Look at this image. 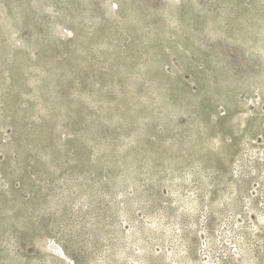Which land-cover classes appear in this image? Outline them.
I'll use <instances>...</instances> for the list:
<instances>
[{"label": "rangeland", "instance_id": "1", "mask_svg": "<svg viewBox=\"0 0 264 264\" xmlns=\"http://www.w3.org/2000/svg\"><path fill=\"white\" fill-rule=\"evenodd\" d=\"M0 264H264V0H0Z\"/></svg>", "mask_w": 264, "mask_h": 264}]
</instances>
